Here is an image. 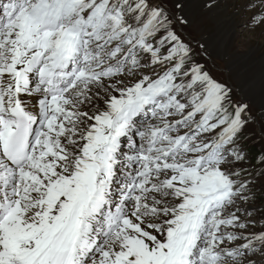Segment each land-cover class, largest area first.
<instances>
[{
    "label": "snow or ice",
    "instance_id": "obj_1",
    "mask_svg": "<svg viewBox=\"0 0 264 264\" xmlns=\"http://www.w3.org/2000/svg\"><path fill=\"white\" fill-rule=\"evenodd\" d=\"M254 51L264 0H0V264H264Z\"/></svg>",
    "mask_w": 264,
    "mask_h": 264
},
{
    "label": "rangeland",
    "instance_id": "obj_2",
    "mask_svg": "<svg viewBox=\"0 0 264 264\" xmlns=\"http://www.w3.org/2000/svg\"><path fill=\"white\" fill-rule=\"evenodd\" d=\"M236 23L240 24L242 23V21L238 18L236 20ZM202 38L207 39L210 43H213L215 39L214 34L211 32L204 33L203 37L197 36L195 33L192 34L193 43H195L196 40L202 39ZM211 53L214 58L208 59L205 62L207 63L208 70L212 73V75L222 81H228L232 83L233 85L238 84L237 82L240 81V78L238 77H240L241 66L244 62L239 59L234 58L233 56H229L227 59L230 58L229 60L232 59V61L230 63L231 65L228 66V64H226V60L224 59L225 57H223L217 50H215L214 47H212ZM250 55L253 61L259 62L260 57L264 55V51H254ZM216 57H219V58H216ZM230 66L233 67L235 73L229 71ZM254 99L256 98H252L253 102L256 105V107L254 108V112H256L260 110L261 108L259 107L258 103ZM263 108H264V105H263Z\"/></svg>",
    "mask_w": 264,
    "mask_h": 264
},
{
    "label": "bare ground",
    "instance_id": "obj_3",
    "mask_svg": "<svg viewBox=\"0 0 264 264\" xmlns=\"http://www.w3.org/2000/svg\"><path fill=\"white\" fill-rule=\"evenodd\" d=\"M204 39V42L209 46V51L211 52V50H212V47H213V43H210L207 39H205V38H203ZM228 58V57H227ZM227 58H224L225 60H226V64H228V66L229 65H231L230 63H231V61H232V59L231 60H229V59H227ZM229 71H231V72H234V69H233V67H229ZM235 73V72H234ZM238 78H240V77H238ZM237 83H240V81H238ZM252 98H256V99H254L257 103H258V105H259V107L262 109L263 108V105H264V98H262L261 96L259 97V95H254Z\"/></svg>",
    "mask_w": 264,
    "mask_h": 264
}]
</instances>
